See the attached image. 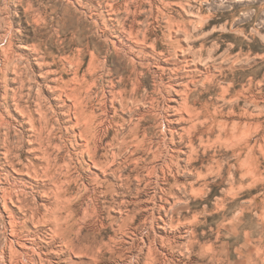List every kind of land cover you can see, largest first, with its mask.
I'll list each match as a JSON object with an SVG mask.
<instances>
[{
    "label": "rangeland",
    "instance_id": "1",
    "mask_svg": "<svg viewBox=\"0 0 264 264\" xmlns=\"http://www.w3.org/2000/svg\"><path fill=\"white\" fill-rule=\"evenodd\" d=\"M108 1L0 0V104L8 92L11 98L23 97V104L34 109L28 94L46 72L38 69L33 56L37 46L49 55L48 61L55 64L56 70L67 71L65 80H70L73 72L59 60L63 53L73 57L80 43H88L97 53H106L109 42L117 35L119 22L124 19V15L110 11ZM137 1L143 9L140 20L150 37L148 45L154 48L140 53L145 66V105L138 114L145 115L143 125L150 137H162L169 120L182 132L184 125L176 124L175 116L182 99L176 92L193 81L191 105L201 107L209 103L223 108L226 114L234 107L236 115L248 111L256 116L255 121L261 125L259 134L253 136L258 166L254 174L243 177L245 169L240 162L246 153L240 157L223 141L214 144L216 132L205 136L206 140L211 138L208 148L200 146L196 139L197 152L192 162L188 160L187 144H181L175 150L181 149L186 154H179L175 160L178 166L172 174L167 173V178L160 173L159 177L150 178L145 169L142 181L134 184L132 193L116 188L118 194L99 198L101 218L82 221L79 227L90 239L97 240L100 245L97 251L105 255L104 259L95 263L88 256H79L71 261L73 264H264V0ZM157 7L163 8L165 16L156 15ZM40 15L42 21L35 22V16ZM169 21L179 27L172 35ZM103 32L105 37L101 36ZM11 39L15 58L10 64L5 62L4 49ZM88 61L89 58L81 71L87 69ZM110 65L134 76L124 55L111 54ZM208 74L213 76L211 80H207ZM101 86L98 82V87ZM223 88L229 89L226 101L222 98ZM50 97L46 91L43 93L49 112L54 105L49 103ZM251 97L258 99L257 105L251 103ZM231 99L233 103L228 102ZM4 102V108L11 111L9 120L20 121L18 113ZM129 116L120 113L115 122L123 124V119ZM237 120L240 119H232ZM14 130L17 131L15 124ZM113 134L111 131L110 136ZM240 147L245 148V143ZM104 152L103 148L101 154ZM138 157L145 159L140 167L146 168L153 161L150 153ZM0 161V169L7 170L6 161L2 158ZM211 165L214 171L209 170ZM133 169L130 166L127 171L134 174ZM107 181L103 185L105 190L110 182L115 183L112 178ZM39 202L47 203L42 199ZM123 220L127 227L120 228ZM4 223L0 214V249L7 240ZM30 227L36 231L45 252L52 254L58 248L60 240H55L44 225L37 229L34 224ZM106 244L115 249V255L108 253ZM59 257L63 260L65 255L53 254V264H57Z\"/></svg>",
    "mask_w": 264,
    "mask_h": 264
},
{
    "label": "bare ground",
    "instance_id": "2",
    "mask_svg": "<svg viewBox=\"0 0 264 264\" xmlns=\"http://www.w3.org/2000/svg\"><path fill=\"white\" fill-rule=\"evenodd\" d=\"M108 7L113 14L124 15V19L119 22L117 35L109 42L106 53H97L88 43H80L73 57L63 53L59 60L73 72L72 78L65 80L67 71L56 70L55 64L48 61L49 55L37 46L33 56L38 69L46 72L28 94L29 99H33L34 109L23 104V97L11 98L8 92L3 96L9 108L18 113L20 121L9 120L11 111L4 108L3 100L0 104V133H3L0 134V160L6 161L8 167L4 169L6 172L0 169V214L5 219L3 229L7 240L0 249V264H53V254L65 255L63 260L59 257L57 264L72 263V258L79 256H88L95 263L102 261L105 255L97 251L99 243L83 233V228L79 227L81 222L101 218V196L118 194L116 188L132 193L134 184L142 181L145 169L150 178L159 177V173L167 178V173L172 174L178 166L175 160L179 159V154H186L181 149L175 150L183 143L189 148L188 160L192 162L197 152L196 139L200 146L208 148L211 138L206 140L205 136L216 132L214 144L223 141L240 157L246 153L240 162L245 169L243 177L254 174L258 166L257 142L253 141V136L259 134L261 125L255 121L256 116L248 111L236 115L234 107L226 114L223 108L209 103L201 107L191 105L190 84L193 81L184 85L182 91H175L182 99L175 109L176 124L184 125L182 132L169 120L168 130L162 137H150L143 125L145 115L138 114L145 105V66L140 53L154 49L148 45L150 37L143 28L145 23L140 20L142 5L137 0H110ZM157 13L165 16L161 7H157ZM34 21H42L41 15L35 16ZM171 23L169 21L172 35L179 27ZM105 35V32L101 34ZM12 39L4 49L5 62L10 64L15 58ZM111 54L124 55L134 76L113 69ZM88 58L87 69L81 71ZM212 78L208 74L207 80ZM45 91L51 96L49 103L54 104L50 112L43 102ZM228 93L229 89L223 88L225 101ZM168 97L171 99L170 94ZM250 101L258 104L256 97H251ZM228 102L233 103V99ZM120 113L130 115L129 119H123V124L115 122ZM233 118L240 120L232 121ZM245 118L247 122L242 120ZM111 131L115 132L113 136H110ZM242 143L245 148L240 147ZM145 153L153 156L146 168L145 165L140 167L145 159L138 157ZM130 166L134 174L127 171ZM209 170L214 171L213 165ZM109 178L115 183L110 182L105 190L103 185L109 183ZM40 199L47 203L39 202ZM30 224H34L35 229L44 225L55 240H60L52 254L41 248ZM127 224L123 220L119 226L127 227ZM107 249L109 254L115 255V249L109 246Z\"/></svg>",
    "mask_w": 264,
    "mask_h": 264
}]
</instances>
